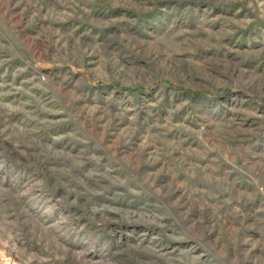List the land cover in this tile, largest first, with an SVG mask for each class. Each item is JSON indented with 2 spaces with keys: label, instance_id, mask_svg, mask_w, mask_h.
I'll return each mask as SVG.
<instances>
[{
  "label": "rangeland",
  "instance_id": "rangeland-1",
  "mask_svg": "<svg viewBox=\"0 0 264 264\" xmlns=\"http://www.w3.org/2000/svg\"><path fill=\"white\" fill-rule=\"evenodd\" d=\"M0 264H264V0H0Z\"/></svg>",
  "mask_w": 264,
  "mask_h": 264
}]
</instances>
